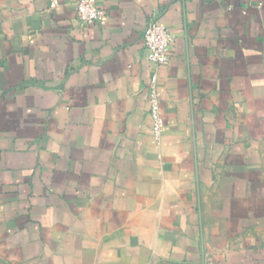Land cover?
Instances as JSON below:
<instances>
[{"label": "crops", "instance_id": "1", "mask_svg": "<svg viewBox=\"0 0 264 264\" xmlns=\"http://www.w3.org/2000/svg\"><path fill=\"white\" fill-rule=\"evenodd\" d=\"M96 1L0 0V264H264V0Z\"/></svg>", "mask_w": 264, "mask_h": 264}, {"label": "built area", "instance_id": "2", "mask_svg": "<svg viewBox=\"0 0 264 264\" xmlns=\"http://www.w3.org/2000/svg\"><path fill=\"white\" fill-rule=\"evenodd\" d=\"M70 2L73 3L81 24L103 23L105 11L97 4L96 0H51V5L56 7L62 3ZM143 39L148 50V57L154 64L158 66L169 64L175 36L165 24L159 20L150 21L144 30ZM156 82L157 74H154L149 101L154 133L160 139L164 127V116Z\"/></svg>", "mask_w": 264, "mask_h": 264}]
</instances>
